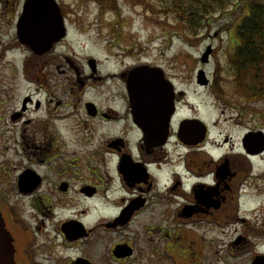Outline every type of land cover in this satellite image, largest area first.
I'll use <instances>...</instances> for the list:
<instances>
[{
  "label": "flooded vegetation",
  "instance_id": "obj_1",
  "mask_svg": "<svg viewBox=\"0 0 264 264\" xmlns=\"http://www.w3.org/2000/svg\"><path fill=\"white\" fill-rule=\"evenodd\" d=\"M25 2L3 0L0 15L9 47L25 53L23 76L33 89L11 114L19 129L0 125L21 157L0 162L8 245L0 264H264V230L239 163L256 155L243 139L240 154L209 146V129L199 144L186 142L181 127L194 117H179L185 91L165 68L146 60L140 41L114 58V71L97 55L79 58L69 40L75 22L59 3L64 36L35 52L20 28L28 38L58 39V30L43 27L41 5L23 23ZM142 66L164 70L172 108L133 104L128 80ZM28 109L42 113L23 117Z\"/></svg>",
  "mask_w": 264,
  "mask_h": 264
},
{
  "label": "rangeland",
  "instance_id": "obj_2",
  "mask_svg": "<svg viewBox=\"0 0 264 264\" xmlns=\"http://www.w3.org/2000/svg\"><path fill=\"white\" fill-rule=\"evenodd\" d=\"M57 2L65 8L71 23L75 22L69 40L79 58L97 55L104 60L102 68L105 72L114 71V58H125L124 53L130 46L140 41L145 49V59L154 60L165 68L178 89L185 91L179 117H197L206 123L209 146L218 142L223 145L222 150L240 154L242 139L248 132L264 133V94L254 96L246 84L241 87L231 65L238 41L235 27L246 14L245 5L237 9L229 5L221 13L210 16L205 23L207 29L193 37L178 24L176 10L166 9L167 1L164 0H115L117 9L113 11H110L113 6L109 7V0ZM1 10H5L3 0H0V15H3ZM0 40L3 46L0 48V125L3 130L14 132L21 123L19 120L14 122L11 114L20 108L23 95L33 89L23 76L25 53L9 47L13 44L10 29L0 28ZM208 49H211L210 58L203 63L202 57ZM200 71L210 83L212 79L210 86L198 84ZM89 97L90 93L85 98ZM41 113L28 109L23 117L34 118ZM15 147L12 134L1 133L0 162L18 163L21 157L14 158ZM239 163L240 168L249 172L248 183L253 195L248 197L257 209L258 230H264V195H260L264 193V152L250 160L241 155Z\"/></svg>",
  "mask_w": 264,
  "mask_h": 264
},
{
  "label": "trees",
  "instance_id": "obj_3",
  "mask_svg": "<svg viewBox=\"0 0 264 264\" xmlns=\"http://www.w3.org/2000/svg\"><path fill=\"white\" fill-rule=\"evenodd\" d=\"M166 9L174 8L178 14V24L185 27V33L197 36L207 29L206 20L210 16L245 5L246 14L236 24L238 38L231 56V65L236 71L239 85L245 84L254 96L264 94V0H164ZM115 7V0H109ZM171 12V10H170Z\"/></svg>",
  "mask_w": 264,
  "mask_h": 264
},
{
  "label": "water",
  "instance_id": "obj_4",
  "mask_svg": "<svg viewBox=\"0 0 264 264\" xmlns=\"http://www.w3.org/2000/svg\"><path fill=\"white\" fill-rule=\"evenodd\" d=\"M35 5L42 6V13L45 14L43 27L52 26L57 29L58 39H54L53 35L49 38L40 37H26L22 33V28L19 30V36L22 43L35 49V52L39 50L49 49V46L56 40L63 38L64 34V19L60 13L59 6L56 0H26L24 10L25 14L22 17V22L28 21L29 14ZM23 27V26H22ZM56 37V38H57ZM211 54V49H208L202 57V62H208V58ZM205 74L200 71L198 76V83L207 84ZM128 88L130 97L137 107L142 99L152 102L156 108L161 109V106L166 105L172 108L174 100L173 85L169 82L164 75V71L161 68H150L148 66L139 67L130 74L128 80ZM183 139L189 143L197 144L203 141L207 134L206 125L199 120L185 121L182 124ZM188 137V139H187ZM246 150L251 154H259L264 151V134L261 131L249 132L243 140ZM3 232V220L0 215V249L7 250V241L4 238Z\"/></svg>",
  "mask_w": 264,
  "mask_h": 264
},
{
  "label": "bare ground",
  "instance_id": "obj_5",
  "mask_svg": "<svg viewBox=\"0 0 264 264\" xmlns=\"http://www.w3.org/2000/svg\"><path fill=\"white\" fill-rule=\"evenodd\" d=\"M212 145H213V147H214L216 150L221 149L222 146H223L221 143H218V142H213ZM260 195L263 196L264 193H261Z\"/></svg>",
  "mask_w": 264,
  "mask_h": 264
}]
</instances>
